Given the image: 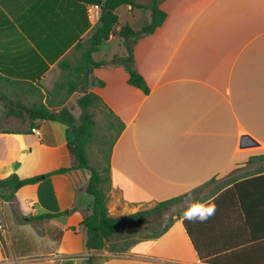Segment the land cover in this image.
<instances>
[{"label":"crops","instance_id":"crops-1","mask_svg":"<svg viewBox=\"0 0 264 264\" xmlns=\"http://www.w3.org/2000/svg\"><path fill=\"white\" fill-rule=\"evenodd\" d=\"M160 7L166 21L134 49L149 94L129 84L121 64L91 75L89 92L103 99L119 128L108 209L120 218L203 188L201 202L158 239L123 253L89 252L87 181L81 171L60 172L73 166L67 131L80 124L79 112L66 105L54 120L0 130V178L42 177L15 198L22 215L56 233L46 257L59 253L69 264L88 256L98 264H264V0H161ZM117 13L119 25L96 62L127 56L123 26L152 22L146 8L125 5ZM140 17L145 21L134 25ZM100 18L99 6L76 0H0V78L45 83L62 61L77 57ZM114 42L120 53L103 52ZM47 214L60 217L38 219ZM189 217L197 248L184 223ZM0 264L34 263L4 255L0 236Z\"/></svg>","mask_w":264,"mask_h":264},{"label":"trees","instance_id":"trees-1","mask_svg":"<svg viewBox=\"0 0 264 264\" xmlns=\"http://www.w3.org/2000/svg\"><path fill=\"white\" fill-rule=\"evenodd\" d=\"M76 1L85 5L99 6L101 8V18L91 37L77 45L75 51L78 52L80 56L76 63H72L71 60H65L59 64V68L64 73V79L56 88L58 98H62V103H64L74 93L84 91L89 87L94 86L95 82L91 78L94 69L114 64L125 66L129 73L128 82L131 86L139 88L146 94H149L150 88L145 78L135 67L136 61L134 49L140 39L155 33V31L166 21L167 14L160 7L161 0H148L149 3L146 6L141 4V1L143 0ZM125 5H130L133 8L138 9L146 8L151 12L152 22L138 30L133 29L129 25L123 26L119 35L123 39L124 45L128 50L127 56H115L111 61L96 62L94 60V54L100 52L104 42L108 41L115 33V30L119 25V15L117 11L120 7ZM1 81H8L10 83L14 82V80L4 77L0 78V82ZM84 92L85 95L78 101V105L82 109L80 124L78 126L70 127L67 131L68 146L73 157V166L70 169H64L60 172L65 173L72 170L81 171V174L87 181L86 191L93 198V202L89 214L84 218L82 225L87 230V248L89 252L99 253L107 250L114 254L123 253L130 247H119V244L117 242L113 243V240L120 241V239L125 235H128L132 229H134L135 233H139V228L141 226L144 225L147 227V224L149 223L148 218L155 221L164 219L167 213L171 211L172 206L183 201L189 195L161 202L152 210L125 215L120 218L112 217L108 209L107 193V185L111 182L109 176L110 167L106 169L108 175L104 177L99 169L92 167L88 153L89 146L95 139L94 129L96 122L94 120V110L99 107L106 108L107 106L99 95L94 92ZM9 115L16 116L29 123V127H34L38 121L54 120L57 118V114L51 109V105L45 103H35L30 108L18 104L17 107L10 108ZM110 115L114 116V113L110 111ZM0 130H2L1 121ZM41 179L42 177L21 179L18 175H13L6 179L0 178V188L9 191L6 199L11 200L15 198L16 193L21 188L26 185L36 184ZM234 189L237 190V186H235ZM187 214L188 213L175 218L164 228L155 230L151 234L140 233L139 241L160 238L167 233L177 221L184 218ZM58 217H60V214H47L38 219L46 220ZM190 219L191 217L187 218L184 223L197 248V242L190 226ZM1 240L2 242L4 241L2 236ZM90 257L93 258L94 256ZM90 264H94L93 261H91Z\"/></svg>","mask_w":264,"mask_h":264},{"label":"rangeland","instance_id":"rangeland-1","mask_svg":"<svg viewBox=\"0 0 264 264\" xmlns=\"http://www.w3.org/2000/svg\"><path fill=\"white\" fill-rule=\"evenodd\" d=\"M136 21L134 25H141L140 23L145 20L140 17ZM105 46L107 47L103 48V52L109 50L110 52L115 51L120 53L122 51V48L115 42L110 46ZM79 56L80 54H77V57L71 60L72 63L75 64ZM63 79V71L55 70L45 83L23 80H14L13 83L8 81L0 82L1 128L4 131H20L28 127L29 123L16 116L9 115L10 108L17 107L18 104L26 108H30L35 103L49 104L56 114L57 110H61L66 105L69 111L79 112L81 119L82 109L78 105V101L85 95L84 91L89 92L91 87L84 91L74 93L62 103V98H58L57 96L56 88ZM94 120L96 122L94 129L95 139L89 146L88 153L92 167L99 169L105 177L108 175L106 169L110 166L112 146L119 132L118 122L104 107H99L94 110ZM203 190V188H200L188 194L189 196L186 199L171 207V211L167 213L164 219L155 221L148 218L149 223L147 227L144 225L141 226L139 233H135L134 229H132L120 241L113 240V243L117 242L119 247L127 246L128 248L139 241L140 233L151 234L155 230L164 228L175 218L181 217L194 209L204 196L201 193ZM8 194V190H2L0 188V233L4 238L2 242L4 245V255H7L14 261H17V258L21 256V260L28 259V262L34 264H69L70 261L60 257L58 255L59 253L51 252L53 255L49 257L44 256L45 253H48L46 251L50 252V238L58 239V237H55L56 233L52 234L53 229L46 226L44 222L37 219H27L25 215H22L16 198L11 200L6 199ZM157 206L158 204L150 206L143 211L152 210ZM40 236L42 238L47 236L49 239L42 242ZM97 259L96 256L93 258L88 256L87 259L80 260L78 264H90L91 261L94 264H98Z\"/></svg>","mask_w":264,"mask_h":264},{"label":"built area","instance_id":"built-area-1","mask_svg":"<svg viewBox=\"0 0 264 264\" xmlns=\"http://www.w3.org/2000/svg\"><path fill=\"white\" fill-rule=\"evenodd\" d=\"M34 132L40 134V133H39V130H37V129H34ZM0 229H1V226H0Z\"/></svg>","mask_w":264,"mask_h":264}]
</instances>
